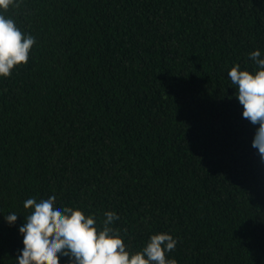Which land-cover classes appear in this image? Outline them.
<instances>
[{
	"label": "trees",
	"instance_id": "1",
	"mask_svg": "<svg viewBox=\"0 0 264 264\" xmlns=\"http://www.w3.org/2000/svg\"><path fill=\"white\" fill-rule=\"evenodd\" d=\"M4 14L36 43L0 78V264L22 248L23 202L53 190L100 224L116 212L133 251L167 232L177 264H264L259 125L228 78L264 56V0H21Z\"/></svg>",
	"mask_w": 264,
	"mask_h": 264
},
{
	"label": "clouds",
	"instance_id": "2",
	"mask_svg": "<svg viewBox=\"0 0 264 264\" xmlns=\"http://www.w3.org/2000/svg\"><path fill=\"white\" fill-rule=\"evenodd\" d=\"M20 2L0 0V78L9 77L15 67L27 64L36 43L32 35L22 33L15 21L4 14L10 6L19 7ZM249 58L255 70H242L235 64L228 78L243 107L242 118L259 125L252 147L264 160V56L257 49L249 53ZM23 207L30 212L18 228L22 248L16 264H177L174 258H166V253L175 249L176 238L167 232L152 234L140 250L133 251L120 230L112 227L119 219L114 211H106L100 224L94 215L62 205L54 190L26 199ZM18 217L11 212L5 221L12 226Z\"/></svg>",
	"mask_w": 264,
	"mask_h": 264
}]
</instances>
